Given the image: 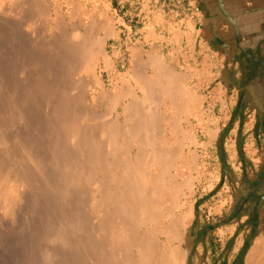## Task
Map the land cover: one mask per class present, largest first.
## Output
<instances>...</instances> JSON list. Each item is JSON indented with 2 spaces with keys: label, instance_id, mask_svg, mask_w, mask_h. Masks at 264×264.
Here are the masks:
<instances>
[{
  "label": "bare ground",
  "instance_id": "6f19581e",
  "mask_svg": "<svg viewBox=\"0 0 264 264\" xmlns=\"http://www.w3.org/2000/svg\"><path fill=\"white\" fill-rule=\"evenodd\" d=\"M68 4L0 0V264H189L188 77L140 44L109 93L110 21Z\"/></svg>",
  "mask_w": 264,
  "mask_h": 264
},
{
  "label": "crops",
  "instance_id": "0c3cea01",
  "mask_svg": "<svg viewBox=\"0 0 264 264\" xmlns=\"http://www.w3.org/2000/svg\"><path fill=\"white\" fill-rule=\"evenodd\" d=\"M112 6L118 35L110 50L113 65L104 76L123 69L120 54L130 44L154 40L152 30L164 53L175 49L176 71L188 77L186 86L196 101L190 118L197 136L192 150L216 152L223 182L220 193L204 204L200 197L196 205H206L210 227L217 223L213 211L220 203L222 221L211 228L241 231V239L249 234L248 242L237 245L253 246L264 239V0H116ZM126 6L130 9L123 11ZM234 175L239 191L231 203ZM234 235L222 245H231ZM238 259L233 256L229 264Z\"/></svg>",
  "mask_w": 264,
  "mask_h": 264
},
{
  "label": "rangeland",
  "instance_id": "374dc122",
  "mask_svg": "<svg viewBox=\"0 0 264 264\" xmlns=\"http://www.w3.org/2000/svg\"><path fill=\"white\" fill-rule=\"evenodd\" d=\"M56 2H62L64 6V11L69 14V12H72V6H70L69 2H75L76 4H79L80 6H84L86 4L89 5V8H96L99 6L101 13L103 16L98 19L99 25L101 24V21L103 22L104 19H109L110 21V30L109 33L111 34L108 38L107 44H106V51L108 55L110 56V50L111 46L113 44V38L118 35V21H117V12L115 11V7L112 6V2L116 0H55ZM78 5V6H79ZM79 6V7H80ZM148 8V6H146ZM127 6L124 8L123 11H128ZM71 10V11H70ZM78 11V10H77ZM75 11V14L78 15V12ZM77 12V13H76ZM71 14V13H70ZM80 16V15H79ZM78 16V17H79ZM84 21H87L86 16H81ZM152 38L154 40H150V37H146L145 41L138 40L136 42V46H140L144 50H150L152 47H157L159 53L163 58H165L166 61L172 66L177 67L178 61H177V55L175 54V49L172 50L169 53H164L163 48H161L157 43V32L156 30H152ZM173 41L171 40L170 43ZM135 47V46H134ZM131 44L129 45V48L125 51H122L120 54L121 59H124V67L121 69L120 72L115 71V74L110 78H106L102 76V70L99 69V72L97 76H99V79H102L101 81L104 83L105 90H107L109 93L116 92L115 82L118 81V77L120 75H124L131 67V58H132V49ZM118 54L115 53V56ZM111 59V57H110ZM111 64L113 65V62L111 61ZM176 70V68H175ZM102 77H101V76ZM101 77V78H100ZM114 83V84H112ZM113 87V88H112ZM112 103H108L104 108L101 109L105 112L111 111ZM111 105V106H110ZM173 112L172 110H168ZM204 112V111H203ZM107 114H111L112 117H114L115 113L114 110L110 112H106ZM183 124V121H181ZM215 125L218 123V119L215 117ZM193 126V125H192ZM185 127V126H184ZM193 128V127H192ZM194 130V129H193ZM218 129L215 130L214 133V139L217 137ZM194 138L197 142V136L194 134ZM203 146H206L205 144H202ZM200 146V145H199ZM196 154V161H197V169L194 170L193 177H195V196H194V205L192 207V210L194 212V215L192 216L191 224L188 228V237L191 240L192 244V251L190 256V262L189 264H229V260L233 258V256H238L239 263L238 264H247V257L249 255V252L253 248V246L261 240H257L253 246L250 245H243L239 246L238 244H241L242 242H248L249 234L244 236V239H241L239 234L241 231L236 232H223L221 230H215L211 227L213 226H220L219 222L222 221L221 217H218L221 214V208L220 203H218L217 206H215L214 214L213 216L215 218H218L217 223L211 225L210 227H207V216H210V222L213 221L211 219L212 215H209L207 211L206 205H204L201 208H198L196 205V201L198 198L203 197V204L207 201L211 200V197L216 195L217 193H220L222 190L223 182L220 181V171L219 166L216 164V152H200L195 151ZM236 180V176H233V180L231 182L234 183L232 186V192H231V203L236 200L238 196L239 188L237 187V184L234 182ZM241 193V192H240ZM220 198V195H219ZM217 199V198H216ZM211 206V202H210ZM200 228V229H199ZM234 233L235 235L230 239L231 245H225L223 246V242H226L227 236L229 234ZM216 240V241H215ZM195 260V261H194ZM233 264V263H231ZM258 264V263H254Z\"/></svg>",
  "mask_w": 264,
  "mask_h": 264
}]
</instances>
